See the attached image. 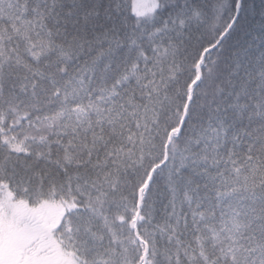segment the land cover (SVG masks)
Wrapping results in <instances>:
<instances>
[{
  "label": "snow or ice",
  "instance_id": "snow-or-ice-1",
  "mask_svg": "<svg viewBox=\"0 0 264 264\" xmlns=\"http://www.w3.org/2000/svg\"><path fill=\"white\" fill-rule=\"evenodd\" d=\"M0 264H264V0H0Z\"/></svg>",
  "mask_w": 264,
  "mask_h": 264
}]
</instances>
